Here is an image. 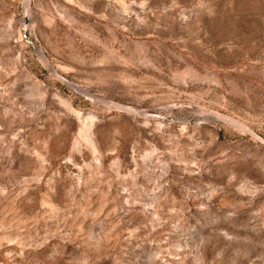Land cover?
Here are the masks:
<instances>
[{"label": "rangeland", "instance_id": "rangeland-1", "mask_svg": "<svg viewBox=\"0 0 264 264\" xmlns=\"http://www.w3.org/2000/svg\"><path fill=\"white\" fill-rule=\"evenodd\" d=\"M0 264H264V0H0Z\"/></svg>", "mask_w": 264, "mask_h": 264}, {"label": "bare ground", "instance_id": "bare-ground-1", "mask_svg": "<svg viewBox=\"0 0 264 264\" xmlns=\"http://www.w3.org/2000/svg\"><path fill=\"white\" fill-rule=\"evenodd\" d=\"M43 61V60H42Z\"/></svg>", "mask_w": 264, "mask_h": 264}]
</instances>
